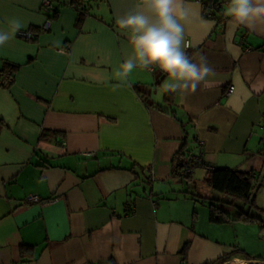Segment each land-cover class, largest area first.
Here are the masks:
<instances>
[{
    "label": "crops",
    "instance_id": "1",
    "mask_svg": "<svg viewBox=\"0 0 264 264\" xmlns=\"http://www.w3.org/2000/svg\"><path fill=\"white\" fill-rule=\"evenodd\" d=\"M52 2L44 29L42 0H0V29L15 18L18 32L37 33L0 46V72L14 70L0 86V264H181L185 245V264H252L240 254L216 262L233 247L251 254L245 242L258 232L242 241L249 223L209 220L202 196H221L202 182L205 168L187 185L170 174L185 132L165 112L166 75L155 65L126 83L115 75L131 55L117 21L142 0H88L84 14ZM183 5L185 51L214 71L194 93H171V107L190 120L192 154L254 173L264 208V17L235 26L228 4L210 17L200 0ZM30 194L42 200L25 202Z\"/></svg>",
    "mask_w": 264,
    "mask_h": 264
},
{
    "label": "clouds",
    "instance_id": "2",
    "mask_svg": "<svg viewBox=\"0 0 264 264\" xmlns=\"http://www.w3.org/2000/svg\"><path fill=\"white\" fill-rule=\"evenodd\" d=\"M225 16L230 24H245L250 17H264V0H229ZM188 13L183 0H142L134 12L118 19L120 28L128 31L131 55L115 75L122 83L128 74L139 66L149 69L155 65L167 79L162 84L164 93L183 98L189 91L195 92L206 84L214 71L205 57L195 62L185 51V25ZM10 30L0 29V46L5 45L23 27L18 19L8 21ZM233 45L226 40V51Z\"/></svg>",
    "mask_w": 264,
    "mask_h": 264
},
{
    "label": "trees",
    "instance_id": "3",
    "mask_svg": "<svg viewBox=\"0 0 264 264\" xmlns=\"http://www.w3.org/2000/svg\"><path fill=\"white\" fill-rule=\"evenodd\" d=\"M88 0H72L70 3L72 7L78 10L80 13L84 14L85 6L84 3ZM203 12L204 10L211 11V16L215 13L223 14V12L212 11L216 0H204L203 1ZM60 5V4H59ZM55 8V4L51 1V7L44 10L41 5V9L45 14L46 21L52 19V11ZM37 36V35H36ZM35 38V37H34ZM13 68L11 66L5 67L0 72V79L8 78V83H4L0 80V86L7 88L13 82ZM145 93V91L143 92ZM171 93L165 95L169 110H165L166 113L172 115L176 118L185 132V142L183 146L173 155L171 158V176L176 177L180 182L185 185L188 182L192 183V174L195 167L203 166L206 170L205 177L202 182L208 186L211 190L216 192L221 196L220 198L202 196L207 199L208 216L209 220L214 223L223 222H234L242 221L244 223H253L259 226L260 229H264V208L260 207L256 203V193L260 187L258 180L254 177L252 172H242L236 169L222 168V167H212L205 164L202 160H197V156L192 154V150L187 147L189 130L187 129V124L190 122L189 119L184 120L181 116H177L176 110L172 108ZM2 122L0 121V126ZM193 136L192 139H194ZM262 141V140H261ZM264 142V141H262ZM143 169V168H142ZM189 169V172L186 170ZM184 193L187 192L185 189ZM197 196V193H196ZM224 205H230L234 208V214L231 215L228 211L224 209ZM186 246V247H185ZM182 249V259L181 264H185V253L187 250V245ZM22 247H25L22 245ZM240 254L244 259H254L249 254H246L243 250L233 247L230 251L225 252L220 256L216 262L223 263L229 260L230 256ZM254 264V263H253Z\"/></svg>",
    "mask_w": 264,
    "mask_h": 264
},
{
    "label": "built area",
    "instance_id": "4",
    "mask_svg": "<svg viewBox=\"0 0 264 264\" xmlns=\"http://www.w3.org/2000/svg\"><path fill=\"white\" fill-rule=\"evenodd\" d=\"M51 1L52 0H42V8L44 10H47L48 8L51 7ZM204 0H200V3H202L203 5V2ZM228 4V0H216V3L214 5V7L212 8V11L213 10H216L217 12H223V9L225 7V5ZM204 15L207 16V17H210L211 16V11L209 10H204ZM48 24L49 22L46 21V24L44 25V29H46L48 27ZM18 35L20 37H24L26 39H32L34 37H36L37 33L36 32H33V31H29V30H22L20 32H18ZM2 82L4 83H8V78L6 79L5 77L0 79ZM233 90V86L230 85L226 88L225 92L226 93H229ZM261 128L262 130H264V118H262V122H261ZM261 140L264 141V133H262L261 135ZM197 160H200L199 158H197ZM186 172H189V169L186 170ZM42 199L40 198V196H38L37 194H30L26 197V200L25 202L27 203H36V202H40ZM254 264H264V260H254L253 261Z\"/></svg>",
    "mask_w": 264,
    "mask_h": 264
},
{
    "label": "rangeland",
    "instance_id": "5",
    "mask_svg": "<svg viewBox=\"0 0 264 264\" xmlns=\"http://www.w3.org/2000/svg\"><path fill=\"white\" fill-rule=\"evenodd\" d=\"M209 190H211V189H209ZM200 192H202V191H200ZM192 193H196V191H194ZM218 194H220V193H218ZM226 206H228V205H226ZM242 224H245V223H242ZM241 229H242L243 232L239 236L240 237L239 240H242V241H244V239H245V237L247 235L249 236V234L252 235L253 232H258V234L253 235L251 242L246 241L245 243L246 244L249 243L250 247H252L250 249V251H251L250 253L251 254H249L251 257L257 258L256 260H264V256H261V255H264V229H260L258 225L253 224V223L251 225V228H250V223H249L247 225V227H245V225H244V226L241 227ZM253 252H258V253H253ZM259 253H262V254H259Z\"/></svg>",
    "mask_w": 264,
    "mask_h": 264
},
{
    "label": "bare ground",
    "instance_id": "6",
    "mask_svg": "<svg viewBox=\"0 0 264 264\" xmlns=\"http://www.w3.org/2000/svg\"><path fill=\"white\" fill-rule=\"evenodd\" d=\"M236 263V262H235ZM240 264H242V263H240Z\"/></svg>",
    "mask_w": 264,
    "mask_h": 264
}]
</instances>
